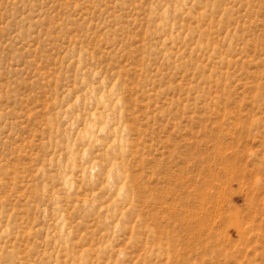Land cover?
<instances>
[{"label": "rangeland", "instance_id": "1", "mask_svg": "<svg viewBox=\"0 0 264 264\" xmlns=\"http://www.w3.org/2000/svg\"><path fill=\"white\" fill-rule=\"evenodd\" d=\"M0 264H264V0H0Z\"/></svg>", "mask_w": 264, "mask_h": 264}]
</instances>
